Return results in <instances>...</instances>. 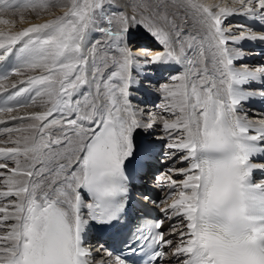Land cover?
Here are the masks:
<instances>
[{
  "label": "snow or ice",
  "instance_id": "1",
  "mask_svg": "<svg viewBox=\"0 0 264 264\" xmlns=\"http://www.w3.org/2000/svg\"><path fill=\"white\" fill-rule=\"evenodd\" d=\"M232 4L0 0V264H264V64L237 63L264 0Z\"/></svg>",
  "mask_w": 264,
  "mask_h": 264
},
{
  "label": "bare ground",
  "instance_id": "2",
  "mask_svg": "<svg viewBox=\"0 0 264 264\" xmlns=\"http://www.w3.org/2000/svg\"><path fill=\"white\" fill-rule=\"evenodd\" d=\"M209 3H214V4H227L228 6H235L232 4V0H208ZM131 3V0H120V7L122 10L124 11H130V9L126 8L125 5ZM24 25H21L19 23H17L15 25L16 28H20L23 27ZM0 29H4V26L0 25ZM140 28H133L131 30L130 33V43H131V47L133 49H137L141 47V43H147L148 41L146 39H149V37H151L150 35H140V37L138 36H134L135 32L137 30H139ZM7 30V29H4ZM137 33L140 34V31H138ZM152 38V37H151ZM133 42V43H132ZM140 45V46H139ZM147 45V44H146Z\"/></svg>",
  "mask_w": 264,
  "mask_h": 264
},
{
  "label": "rangeland",
  "instance_id": "3",
  "mask_svg": "<svg viewBox=\"0 0 264 264\" xmlns=\"http://www.w3.org/2000/svg\"><path fill=\"white\" fill-rule=\"evenodd\" d=\"M138 31H140V34L139 33H137ZM140 35H149L143 28H140L139 30H137L136 32H135V34H134V36H139L140 37ZM133 43V42H132ZM130 45H131V43H130Z\"/></svg>",
  "mask_w": 264,
  "mask_h": 264
}]
</instances>
